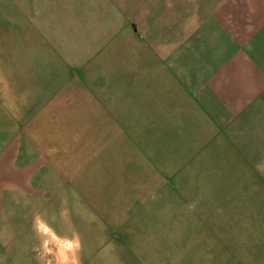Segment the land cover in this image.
Segmentation results:
<instances>
[{
    "label": "crops",
    "instance_id": "obj_1",
    "mask_svg": "<svg viewBox=\"0 0 264 264\" xmlns=\"http://www.w3.org/2000/svg\"><path fill=\"white\" fill-rule=\"evenodd\" d=\"M25 216L42 264H264V0H0V264Z\"/></svg>",
    "mask_w": 264,
    "mask_h": 264
},
{
    "label": "rangeland",
    "instance_id": "obj_2",
    "mask_svg": "<svg viewBox=\"0 0 264 264\" xmlns=\"http://www.w3.org/2000/svg\"><path fill=\"white\" fill-rule=\"evenodd\" d=\"M59 4V0H52V5L56 6ZM28 216V215H27ZM23 217L25 219V222L21 224L20 226V233H21V238H20V255H21V262L20 264H42L40 262L39 259H37V251L39 249V241L37 240V238L33 239V229H32V223H31V219L29 217ZM22 218V217H21ZM203 219L201 218V223H200V227L195 229L198 230H203ZM52 226L55 229H58V222L56 220V218H52ZM205 226L207 227V219L205 220ZM188 230L187 232H182L183 234H181V237L183 236H191V229H189V226H187ZM202 233V232H201ZM210 232L207 231V245H211L210 244ZM25 234V236H24ZM52 234L55 235L57 237V240L55 241L54 238H46V241L50 242V245H48V248L43 247V251L42 256L45 258V261H43V264H58V260H59V250L62 248L63 250L66 249L67 244L70 243L73 240H62L60 239V237L58 235H56L53 231ZM94 246H107L109 239L105 238H98V239H94V240H89ZM119 241H115V244L118 245ZM85 250H91V249H85ZM67 251V255L69 256L67 259H65V261L62 264H124V262L121 260L122 256H116V255H111L109 256V254L107 253V249L103 248L101 249L98 254H73L70 252V250H66ZM199 257H203L202 255H197L195 256V258ZM189 256H182L180 255V264H183V259L186 260V258L188 259ZM114 258L116 261H114ZM199 261V260H197ZM204 263H207V258L205 257V261ZM171 264H177V258L176 261L174 263Z\"/></svg>",
    "mask_w": 264,
    "mask_h": 264
},
{
    "label": "bare ground",
    "instance_id": "obj_3",
    "mask_svg": "<svg viewBox=\"0 0 264 264\" xmlns=\"http://www.w3.org/2000/svg\"><path fill=\"white\" fill-rule=\"evenodd\" d=\"M44 230V229H43ZM53 236V235H52ZM53 238H54V240L56 241L57 240V238H55L54 236H53ZM77 247V245H76V242L75 241H73V242H70V243H68L67 244V247H66V249L65 250H63L62 248L59 250V255H60V257H59V262H58V264H62L64 261H65V259H67L69 256L67 255V251L66 250H70V252L71 253H73V254H75V252H74V250H75V248Z\"/></svg>",
    "mask_w": 264,
    "mask_h": 264
}]
</instances>
